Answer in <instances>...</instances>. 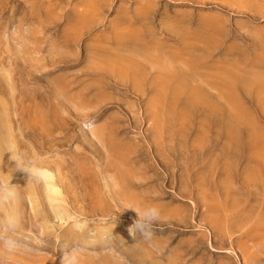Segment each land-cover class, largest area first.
<instances>
[{"label": "rangeland", "instance_id": "obj_1", "mask_svg": "<svg viewBox=\"0 0 264 264\" xmlns=\"http://www.w3.org/2000/svg\"><path fill=\"white\" fill-rule=\"evenodd\" d=\"M219 22L210 50L193 43L209 70L226 53H264V0H0V185L16 193L0 222L18 216L36 249L12 264H61L78 244L81 264H264V164L248 181L233 164L263 143L243 139L264 136L256 94L233 109L232 94L192 93L203 104L186 107L157 50L139 57L153 42L173 57L186 28ZM152 205V240L133 238Z\"/></svg>", "mask_w": 264, "mask_h": 264}, {"label": "crops", "instance_id": "obj_2", "mask_svg": "<svg viewBox=\"0 0 264 264\" xmlns=\"http://www.w3.org/2000/svg\"><path fill=\"white\" fill-rule=\"evenodd\" d=\"M200 25H202V23ZM210 25L211 24L208 26L206 25V27L201 26L202 28H208L206 31H204V29L202 30L199 25L194 28H192V26L186 28V30L179 35V42L181 44L178 46V50L180 49V51L177 52L180 53H176L173 57L166 53L170 49L168 43H166L167 45L164 44L165 46H162L160 43L156 44L155 42H153L151 50L150 46L147 45L146 48L142 50L139 57L146 59L148 63L149 61L154 63L156 60L150 57L149 52L157 50V60L165 63V67L167 71H169L167 74L170 77L169 80L171 82L174 80V83H177L178 85L179 79H183L184 85L181 89L177 90V85L175 87V84L173 83L170 85V87H172L170 91L179 92L183 90L184 93L189 94L186 101V107L203 104V101L199 103H189L188 100L190 101L192 99V93H199L203 96L208 92H219L232 94L230 99L233 109H240L242 107L241 100L238 96V94L242 93L256 94L255 99H257L258 108H264V53L253 54L252 56H248L242 51H235L232 54L226 53V57L220 59L213 66V70H209L206 65V54L203 56V53L205 52L204 50H210L212 48L211 46L214 45L212 43H215V40L214 42H210V39H215L214 36H216V39L222 38L224 34L223 30L225 29L220 22L217 24L219 26L218 28ZM202 40L210 42V46L204 50H199L197 46L193 45V43H202ZM236 46L237 44L232 47L233 51ZM191 48L196 50V55H192ZM209 72L213 74L214 79H212V77L209 79ZM172 73H176V75H173ZM136 79L141 86L140 77H136ZM157 82L160 86L158 78ZM140 86L136 87L139 91H141ZM168 86L164 88V91L170 88ZM246 116L248 121L252 122L251 113ZM232 139L235 142L238 140L236 133L233 134ZM243 139L250 142L251 140L263 142L261 148L250 150L249 158L243 170L240 162H237V155L233 156V164L239 167L241 172H244L245 179L248 181L253 179L259 166L264 164V136L259 132H253Z\"/></svg>", "mask_w": 264, "mask_h": 264}, {"label": "clouds", "instance_id": "obj_3", "mask_svg": "<svg viewBox=\"0 0 264 264\" xmlns=\"http://www.w3.org/2000/svg\"><path fill=\"white\" fill-rule=\"evenodd\" d=\"M10 161L15 162L16 169H21L28 172L30 175L33 173L28 168V161L22 152L17 151L16 155H13L12 150ZM16 195L14 187L9 185H0V201H7L14 198ZM139 219L134 221L132 225L128 227L129 234L135 238L137 233L146 241H151L153 238L154 223L160 218L159 207L152 205L146 207L143 212L139 210ZM117 223V217L113 218ZM21 226L19 217L12 215L7 217L3 222H0V264H12V257L20 252H32L36 249L32 246V242L26 240L21 235ZM114 228L105 227L103 229V236L106 238L111 236ZM37 243L43 247L46 241L41 237ZM86 251L84 245L78 244L71 248L70 251H64L61 264H81V258ZM7 254V255H5Z\"/></svg>", "mask_w": 264, "mask_h": 264}, {"label": "bare ground", "instance_id": "obj_4", "mask_svg": "<svg viewBox=\"0 0 264 264\" xmlns=\"http://www.w3.org/2000/svg\"><path fill=\"white\" fill-rule=\"evenodd\" d=\"M123 66V65H122ZM121 70V69H120ZM122 74H124V72H121ZM195 98H196V96H195ZM119 172H120V170H119ZM121 173V172H120ZM122 174V173H121ZM124 178V175L122 174V175H120V179H123ZM229 252H231V250L229 251ZM228 252V253H229ZM240 254V253H239ZM240 256V255H239ZM243 262V261H242Z\"/></svg>", "mask_w": 264, "mask_h": 264}]
</instances>
